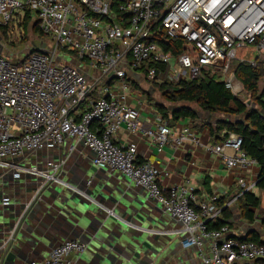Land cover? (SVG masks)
<instances>
[{
	"label": "built area",
	"instance_id": "2783aa9c",
	"mask_svg": "<svg viewBox=\"0 0 264 264\" xmlns=\"http://www.w3.org/2000/svg\"><path fill=\"white\" fill-rule=\"evenodd\" d=\"M25 19L37 27L41 42L17 61L0 55V175L10 170L19 177L17 171L24 167L16 159L75 137L91 150L93 165L144 188L178 221L182 246L196 247L203 264H264V242L245 239L243 231L227 224L207 227L221 214L215 197L198 198L187 184L163 188L158 169L137 160L134 142L115 143L124 127L150 138L158 150L168 143L202 144L191 125L173 129L161 120L155 128L141 127L138 108L125 102L133 84L140 85L128 72L142 74L151 87L214 76L236 95L242 88L236 64L255 67L264 57V0H0V29L20 31ZM44 38L51 43L44 44ZM172 39L183 42L176 53L158 42ZM248 46L256 55L232 66L237 50ZM160 66L164 70L158 71ZM242 142L239 134L229 132L221 141L205 144L229 170H240L239 195L256 185L245 174L257 163ZM62 165L47 160L43 168L25 169L40 178L36 192L61 182ZM255 221L264 225V216ZM85 249L78 240H65L30 264H70L69 256Z\"/></svg>",
	"mask_w": 264,
	"mask_h": 264
},
{
	"label": "crops",
	"instance_id": "0c3cea01",
	"mask_svg": "<svg viewBox=\"0 0 264 264\" xmlns=\"http://www.w3.org/2000/svg\"><path fill=\"white\" fill-rule=\"evenodd\" d=\"M125 102L138 108L139 124L144 129L155 128L162 120L166 121L173 129L191 125L195 133L200 137L202 144L199 145L187 142L181 146H174L168 143L158 150L150 138L138 133H131L124 127L118 130L115 143L124 146L128 142H134L137 147V160L139 162H151L158 169L160 185L163 188L167 189L175 185L187 184L192 188L193 193L198 198L205 197L209 199L215 197L214 201L223 198L226 205L229 206L230 219L236 221L242 220L244 223L249 224L256 222L255 219L257 218L258 210H264V202H261V197H264V192L256 187V185L250 192L260 199V205L257 209H254L255 218L252 222H249L240 213L239 187L236 184V178L241 173L240 170H229L224 164L221 155L208 151L205 147V144H214L221 141L220 136L224 134V130L217 131V123L221 120L219 113H209L191 106L194 109L195 118L183 117L177 120H171L170 114L175 106L173 107L163 103L158 98L155 87H150L149 90H145L141 85L137 86L135 84L127 91ZM159 104L164 105L169 110L167 112V118L169 119L163 118L158 109ZM92 156L91 150L81 140L66 136L61 145L51 150H41L35 156L16 159L24 167V170L17 171L19 172V177L14 175L16 171L10 170L0 175V210L3 208L2 199L5 197H8V200H10L6 206L8 210H19L22 203L28 202L32 190L36 189L40 178L28 173L25 169L33 166L43 168L47 160H53L55 162L63 161L59 174L60 180L69 182V184H72V187L83 186L85 192L88 194L94 192L95 196L102 202L100 205L103 208L105 206L109 208L105 210L107 215L130 223L131 227L129 226V228H126L121 223H118V225L128 233L142 235L145 242L148 243V249L146 251L150 253V264H155L156 262H160V264H203L197 256V248H186L182 246L181 241L183 242L184 233H180L181 224L173 217L164 212H160L149 201H147L148 210H144V213L131 214L129 210H123L124 207L118 202L111 203L110 198L114 192L96 189L95 182L100 186L103 185L101 178L109 177V174L105 170L92 165ZM82 167L94 169V172H89L88 175L91 176V181L87 183L80 181L79 173ZM113 173L117 177L115 179L116 183L122 189H128L132 192V194H128L130 198H134L136 195H143L145 201L147 200L145 198L147 194L144 188L129 182L127 178H124L118 172L113 171ZM245 175L247 179L257 181L259 175L258 164H252ZM76 176H78L77 180H75ZM9 178L17 179L19 182L17 184H10ZM49 189L50 191L47 189L40 195L41 199L30 210L31 217L29 221L32 234L28 233V236L36 237V234L37 239L41 243V247L35 255L29 252L28 259L41 261L47 257L54 247L65 241L58 234L59 231L55 230L52 226L59 223L61 225L64 224L68 216L62 210H42L44 204L52 198L54 188ZM124 195H126L125 192H123ZM215 204L217 205L216 202ZM38 206L41 207V210H36ZM87 211L89 212V210ZM92 211L98 212V210ZM95 215V212H90L89 216L94 218L97 216ZM226 224L230 225V223ZM260 225L262 227L256 226L254 229L246 228L238 230L243 231L245 236L253 232H258L260 238L264 239V225L261 223ZM60 231L64 232L62 230ZM83 232L87 236L90 234L89 231L84 230ZM54 234L58 235L54 237ZM75 236V239L67 240L80 241L81 237L79 235ZM80 242L86 245V251L83 252V256L81 257L80 255L74 254L69 256L70 264H90L91 261L95 262L98 245H96L94 240H90L88 244L84 241ZM207 248L208 242L205 243L204 249ZM156 250L158 251L157 254L154 253ZM259 262L261 261L256 263Z\"/></svg>",
	"mask_w": 264,
	"mask_h": 264
},
{
	"label": "water",
	"instance_id": "95a60500",
	"mask_svg": "<svg viewBox=\"0 0 264 264\" xmlns=\"http://www.w3.org/2000/svg\"><path fill=\"white\" fill-rule=\"evenodd\" d=\"M100 169L108 172L109 177H102L103 185L100 186L95 182V187L98 190L114 192L110 198L111 203L118 202L124 207L123 210H129L131 214L134 213L135 215L148 210L147 201H149L163 213L160 206L146 196V201L143 195H136L134 198H130L128 194H132V192L128 189H122L116 183L115 179L117 177H115V173L106 168ZM89 172H94V169L81 168L79 177L82 183L91 181V176L88 175ZM124 178L126 177L124 176ZM77 179L78 176L75 177V180ZM8 180L10 184L19 182L17 179L9 178ZM71 185L63 180L59 183L54 182L43 186L37 192L36 189H33L28 202L22 203L19 210H8L6 206L10 200L7 203H2L3 208L0 210V264H26L30 261H37L28 259L29 252L35 255L41 247L36 234V237L28 236V233L32 234L29 221L31 217L30 210L38 203L41 199L40 195L45 190L48 189L50 191L49 188H54L53 195L44 204L42 210H62L68 216L64 224L61 225L59 223L52 226L59 231L58 234L61 235L62 240L75 239V235H79L81 237L80 241L87 242V244L90 240H94L96 245H98V252L96 253V261H91L90 264H150V253L146 251L148 243L145 242L142 235L128 233L123 230L118 223L124 224L126 228H129L130 223L107 215L105 210L109 208L106 206L103 208L100 205L102 202L95 196L94 192L88 194L83 186L72 187ZM123 192L126 195L123 196ZM36 210H41V207H36ZM92 210H98V212ZM90 212H95L97 216L95 215L96 217L91 218L89 216ZM225 223H229V221L226 220ZM84 230L89 231L90 234L87 236L83 232ZM58 234H54V237ZM154 253L157 254L158 251L156 250ZM82 254H80V257L83 256ZM155 264H160V262Z\"/></svg>",
	"mask_w": 264,
	"mask_h": 264
},
{
	"label": "trees",
	"instance_id": "16d2710c",
	"mask_svg": "<svg viewBox=\"0 0 264 264\" xmlns=\"http://www.w3.org/2000/svg\"><path fill=\"white\" fill-rule=\"evenodd\" d=\"M28 19H25L23 26H27ZM33 30L40 36L37 27L33 25ZM4 32V30H2ZM158 42L165 50H171L174 53L182 48L183 42L180 39H172ZM258 58L255 67L248 63L236 64L235 77L241 83L243 89L250 93L255 101V107H247L246 104L239 100L225 88L221 80L214 76L208 77L206 80L193 79L188 81H166L160 84H154V87L162 94L167 95V99L174 102H182L183 104L175 106L171 111V120H177L183 117L195 118L194 109L190 106L194 103L200 110L217 113L221 112L226 116L234 117L233 120L221 118L217 123V131L224 130V134L220 136L223 139L229 132H235L242 137V149L251 158H253L259 166V175L256 187L264 192V87L258 92V81L264 76V57ZM164 70V66H160L158 71ZM157 71V73H158ZM257 107V108H256ZM163 118L169 119L168 109L162 105H158ZM240 213L243 218L252 222L255 218L254 209L260 205V199L250 192H243L239 196ZM220 208L221 217L214 222L207 224L208 228H218L226 224L225 221L230 219L229 206L226 205L223 198L215 201ZM258 232L245 237V239L253 240L258 243L264 242ZM255 264H263L262 262Z\"/></svg>",
	"mask_w": 264,
	"mask_h": 264
},
{
	"label": "rangeland",
	"instance_id": "374dc122",
	"mask_svg": "<svg viewBox=\"0 0 264 264\" xmlns=\"http://www.w3.org/2000/svg\"><path fill=\"white\" fill-rule=\"evenodd\" d=\"M40 42H41V37L33 30L32 24L30 23H28L26 27L22 26L20 31L13 30L12 33L3 32L2 29H0V43L3 45V46H0V55L5 57L10 62L17 61L21 59L22 57H25L31 52L32 50L31 46H38ZM43 43L50 44L51 42L49 38H44ZM237 53H238L237 59H234L231 61L232 66H235L239 58H244L248 60V59H252L256 55L253 50V46H248L247 48L238 49ZM128 74L130 76L134 75V77L138 78V80L140 81V85L143 88H145V90L150 89L151 86L144 79L142 74H139V76H136L135 74H133L132 71H129ZM171 82H176V80H171ZM263 87H264V76L263 78H260L258 81V92H260V90H262ZM156 90H157L158 98L162 100L163 103L169 104L170 106H173V107L183 104L182 102L170 101L169 98L167 99L166 94H162V91H159L157 88ZM235 96H237L239 100L243 101L247 107L249 108L255 107V105L253 104V102L255 101V98L250 93L245 91L243 87L240 89L238 93H236ZM190 106L194 108H198L194 103H191ZM217 113H219L220 118H227L228 120L234 119V117L226 116L221 112H217ZM263 114H264V111H263ZM261 202H264V197H261ZM263 216H264V210H258L257 217H263ZM229 223H230L229 226L232 225L231 227L236 228V229H246V228L254 229L256 228V226L262 227L260 223L258 222H252L249 224V223H244L242 220L236 221L234 219H229ZM203 241L204 243L208 242L206 238H203ZM197 256L201 260V256L199 254H197ZM30 262L26 264H30Z\"/></svg>",
	"mask_w": 264,
	"mask_h": 264
}]
</instances>
